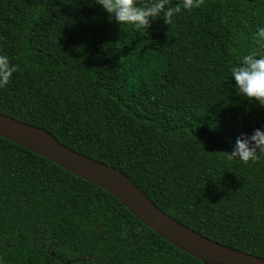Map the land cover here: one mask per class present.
<instances>
[{
  "label": "trees",
  "instance_id": "trees-1",
  "mask_svg": "<svg viewBox=\"0 0 264 264\" xmlns=\"http://www.w3.org/2000/svg\"><path fill=\"white\" fill-rule=\"evenodd\" d=\"M259 27L264 0H201L147 29L118 26L95 0H0V54L16 68L0 113L122 172L190 229L264 258V155L223 153L264 128V108L230 75L259 47ZM0 264L203 262L104 189L0 137Z\"/></svg>",
  "mask_w": 264,
  "mask_h": 264
},
{
  "label": "water",
  "instance_id": "water-1",
  "mask_svg": "<svg viewBox=\"0 0 264 264\" xmlns=\"http://www.w3.org/2000/svg\"><path fill=\"white\" fill-rule=\"evenodd\" d=\"M0 137L104 189L143 224L203 264H264V258L227 247L170 217L128 176L68 148L42 128L0 113Z\"/></svg>",
  "mask_w": 264,
  "mask_h": 264
},
{
  "label": "clouds",
  "instance_id": "clouds-1",
  "mask_svg": "<svg viewBox=\"0 0 264 264\" xmlns=\"http://www.w3.org/2000/svg\"><path fill=\"white\" fill-rule=\"evenodd\" d=\"M108 14L110 20L118 26L131 25L134 28L147 29L151 20L162 18L164 24L172 22L174 13L180 7L189 10L198 7L201 0H181V6L164 9L163 0H95ZM257 50L249 51L239 57L230 69L234 89L249 103L264 108V27H259L253 35ZM16 70L7 55L0 54V87L9 82ZM229 160L242 163L256 162L264 155V128H254L250 134L240 133L230 152H223Z\"/></svg>",
  "mask_w": 264,
  "mask_h": 264
}]
</instances>
